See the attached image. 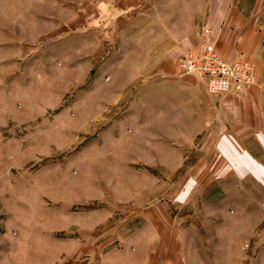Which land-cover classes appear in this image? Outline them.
Listing matches in <instances>:
<instances>
[{
  "label": "rangeland",
  "instance_id": "1",
  "mask_svg": "<svg viewBox=\"0 0 264 264\" xmlns=\"http://www.w3.org/2000/svg\"><path fill=\"white\" fill-rule=\"evenodd\" d=\"M162 4L0 0V264H264V169L216 155L178 65L211 27L179 52L204 17Z\"/></svg>",
  "mask_w": 264,
  "mask_h": 264
},
{
  "label": "crops",
  "instance_id": "2",
  "mask_svg": "<svg viewBox=\"0 0 264 264\" xmlns=\"http://www.w3.org/2000/svg\"><path fill=\"white\" fill-rule=\"evenodd\" d=\"M161 1L163 16H170L176 22L187 21L195 14L204 17L200 30L181 33L180 37L177 34L172 36L173 33L168 31L167 38L173 39L177 51H183L188 45H197L202 40V28L211 27V37L222 56L232 58L242 51L255 65L256 80L252 86L238 94L220 95L216 102L209 104L210 110L216 109L210 124H213V137L219 140L216 155L243 156L246 159L242 168L233 164L234 170L251 172L264 169V162L255 157L264 153V69H260L263 64L259 56L263 55L261 43L264 41L263 17L259 18V12L264 10V0ZM176 69L171 62L164 73L157 75H174ZM175 75L184 77V73ZM187 76L185 79L191 81L192 77Z\"/></svg>",
  "mask_w": 264,
  "mask_h": 264
},
{
  "label": "built area",
  "instance_id": "3",
  "mask_svg": "<svg viewBox=\"0 0 264 264\" xmlns=\"http://www.w3.org/2000/svg\"><path fill=\"white\" fill-rule=\"evenodd\" d=\"M211 29L203 31V42L194 50L187 51L178 59L184 71L200 77L212 95L236 93L254 83V65L241 56L232 61L223 59L216 51L215 42L210 40Z\"/></svg>",
  "mask_w": 264,
  "mask_h": 264
}]
</instances>
